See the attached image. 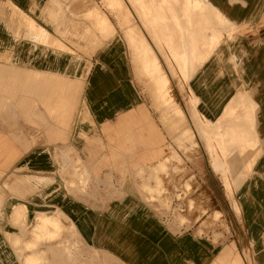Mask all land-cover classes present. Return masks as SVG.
<instances>
[{"label": "crops", "instance_id": "1", "mask_svg": "<svg viewBox=\"0 0 264 264\" xmlns=\"http://www.w3.org/2000/svg\"><path fill=\"white\" fill-rule=\"evenodd\" d=\"M91 1L0 0V58L11 59L0 62V264H57L41 245L56 256L53 247L64 242L61 254L70 255L69 241L80 245L76 256L82 264L90 257L101 264L106 254L123 264H264V45L247 62L236 88L226 60L232 53L226 52L211 57L191 85L208 119L199 128L206 130L204 138L260 141L262 153L236 193L239 213L233 201L225 202L220 209L231 211L226 228L221 222L207 235L172 230L159 206L142 196L157 185L139 182L144 171L155 181L161 177L149 171L164 168L168 141L137 83L129 43L111 21L116 32L104 40L83 20L94 4L110 18L101 0ZM175 1H180V65L188 68L183 70L188 80L190 63H202L220 36L202 40L201 28L211 21L203 19L207 8L200 0ZM248 2L245 21L257 23L264 18V0ZM15 8L34 22L43 40ZM88 29L97 41L82 39ZM199 42L206 53L198 52ZM57 81L66 82L68 104L64 120L53 121L42 97L56 88L46 83ZM80 108L73 135L72 119ZM237 108L242 122L229 124ZM40 129L49 135L35 132ZM254 156L244 155L248 161Z\"/></svg>", "mask_w": 264, "mask_h": 264}, {"label": "rangeland", "instance_id": "2", "mask_svg": "<svg viewBox=\"0 0 264 264\" xmlns=\"http://www.w3.org/2000/svg\"><path fill=\"white\" fill-rule=\"evenodd\" d=\"M100 2L110 18L94 4V8L87 16V13H84L83 20L92 24L94 31L100 32L104 40L112 39L114 36L116 30L113 23L119 30L118 35L129 43L131 53L134 55L137 83L153 111V121L162 127L163 141H168L167 156L160 164L164 165V168L149 171L150 173L156 172L161 177L156 178L157 181H155L151 177H144L147 173L144 171L142 177L139 178V182L157 185L151 193L142 196H148L149 199L144 197L146 201L155 202L159 206L158 211L172 230L193 228L198 229L200 235H207L210 227L214 228L221 222L226 228L225 218L230 217L231 211L220 209V205L233 201L235 212L239 213V208L234 202L237 190L251 171L255 157L262 153V147L260 141H228V144H225L226 141H218L213 136H210L208 140L204 138L199 128L206 124L205 121L208 119L191 85L192 80L211 57L219 55V52H226L232 53L230 56L228 54L226 60L232 67L230 73L233 79H236L232 85L236 88L238 82L241 83L238 79L246 69L247 62L255 61L257 48L264 45V18L254 24L245 21L249 8L248 0H200L204 9L207 8L203 13V19L211 21L210 25L205 23V27L203 25L201 28L202 40L206 39L209 42L214 35L220 36V39L202 63H199L200 60L198 63L195 60L192 64L190 63V78L187 80L188 74H185L183 67L180 66V18H178L180 1L101 0ZM151 3L154 6H151ZM89 4L92 5L93 2L89 0ZM212 7L221 13L224 21H219ZM146 9L151 10L152 14H148L149 11ZM157 11L161 13L163 20L154 24L152 18L155 17ZM15 12L24 19L25 25L33 36L38 40H43L44 35L37 30L34 22L26 18L17 8ZM104 20L107 21L103 22ZM95 32L88 29L82 39L97 41ZM63 38L68 40V35H63ZM140 38L146 40L143 46L139 45ZM186 39L188 36L185 37ZM187 43L189 46L190 41ZM199 43L198 52L206 53L207 50L203 49L204 43ZM0 62L10 63L11 59L9 56L7 59L0 58ZM155 69H157V74H154ZM24 72L32 73V71ZM46 84H55L56 88H52L54 91L51 92L50 97H42V106L50 111L48 115L52 116L53 121L59 118L64 120L66 117L64 109L68 104V99L65 97L68 93L66 82L57 81ZM175 103L180 106L186 116L185 127L180 118L169 110V106ZM55 111L56 113H53ZM80 111L81 108L77 110L72 119L70 133L72 131L73 135ZM241 111V108H237L232 116L230 114L229 124L242 122ZM226 113L227 111L221 118L222 120ZM189 130L193 133L195 141H186L180 146V136ZM35 132L49 135L47 129ZM25 133L33 137L32 130L25 131ZM60 133L63 134L60 129H57L58 136ZM242 155L243 158H241ZM244 155L255 156L252 157L254 159L248 161ZM67 245L71 248L70 253L72 254L70 255L61 254L63 247L66 246L64 242L53 247L54 250H58L56 256L50 251L52 248L45 245H41V248L45 249L46 258L57 260V264H82V259L76 256L80 254V245L70 241ZM86 261L87 259L83 263L86 264ZM88 264H98L97 257H90ZM101 264L123 263L119 258L106 254Z\"/></svg>", "mask_w": 264, "mask_h": 264}, {"label": "bare ground", "instance_id": "3", "mask_svg": "<svg viewBox=\"0 0 264 264\" xmlns=\"http://www.w3.org/2000/svg\"><path fill=\"white\" fill-rule=\"evenodd\" d=\"M190 2H191V0H190ZM188 3V2H187ZM152 4V3H151ZM144 5V4H143ZM191 5L193 6L194 5V3L192 4L191 3ZM196 5V4H195ZM151 6H154V4H152ZM159 6V5H158ZM145 8H147V6H144ZM143 7V8H144ZM151 7H149V9H150ZM157 7H155V9H156ZM152 9V8H151ZM158 9V8H157ZM146 10H148V9H146ZM158 10H160V9H158ZM149 11V10H148ZM151 11V10H150ZM150 11L148 12V14H152V13H150ZM154 11V10H153ZM155 12V11H154ZM159 11H157L156 12V14L154 15L155 17H151L152 19H153V21H154V24H156L157 22L159 23L161 20H163V18H162V16L160 15L161 13H158ZM107 21V20H106ZM105 20L103 21V22H106ZM152 22V21H151ZM157 23V24H158ZM150 24H153V23H150ZM139 40V39H138ZM135 41V40H134ZM146 43V40L144 39V38H140V43H139V45L141 44V46H143V44H145ZM138 44V43H137ZM158 45V44H157ZM201 58V57H200ZM205 59V58H204ZM203 60V59H202ZM203 62V61H202ZM181 63H183L184 64V62L182 61V62H180V64ZM173 64V63H172ZM183 64H181V65H183ZM180 65V66H181ZM186 66H187V64H185ZM184 65V66H185ZM184 68H186V69H188L187 67H183V69L182 70H184ZM185 69V70H186ZM181 70V72H183ZM186 73H188L187 71H186ZM185 73V74H186ZM154 74H157V69H155V71H154ZM184 74V73H183ZM169 80V79H168ZM169 110H171L173 113H175L179 118H180V121L184 124V127L186 126V116H185V114H184V112H183V110L180 108V106H178V104H171L170 106H169ZM203 129H201V131H202ZM203 133H207L206 132V130H203L202 131ZM179 140H180V146L184 143V142H186V141H195V139H194V135H193V133L189 130L188 132H184L181 136H180V138H179ZM141 171V170H140ZM201 217V216H200ZM198 221V220H197ZM59 223V222H58ZM45 228V226H42L41 227V230H43ZM57 229H58V227H57ZM43 234V233H42ZM38 237V236H37Z\"/></svg>", "mask_w": 264, "mask_h": 264}]
</instances>
